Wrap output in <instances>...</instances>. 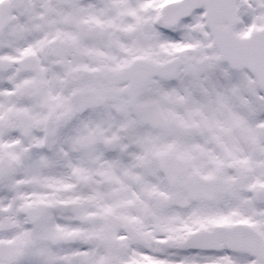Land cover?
Instances as JSON below:
<instances>
[{
  "label": "snow or ice",
  "instance_id": "1",
  "mask_svg": "<svg viewBox=\"0 0 264 264\" xmlns=\"http://www.w3.org/2000/svg\"><path fill=\"white\" fill-rule=\"evenodd\" d=\"M0 264H264V0H0Z\"/></svg>",
  "mask_w": 264,
  "mask_h": 264
}]
</instances>
